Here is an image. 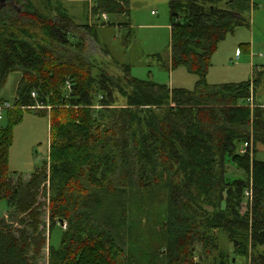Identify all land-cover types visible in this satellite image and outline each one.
<instances>
[{"label": "trees", "instance_id": "1", "mask_svg": "<svg viewBox=\"0 0 264 264\" xmlns=\"http://www.w3.org/2000/svg\"><path fill=\"white\" fill-rule=\"evenodd\" d=\"M38 1L42 9L33 0L0 3V89L9 73L20 74L0 129L8 208L0 264H264V161L255 158L264 145V100L256 97L264 65L239 82L206 79L219 42L249 26L251 0L169 1L164 67L196 75L192 89L137 78L123 63L118 76L108 74L72 34L81 27L95 38L94 25L75 24L58 1ZM91 1L97 18L130 10L128 0ZM37 103L48 109L47 159L12 183L13 124L20 107ZM219 231L227 252H219Z\"/></svg>", "mask_w": 264, "mask_h": 264}, {"label": "rangeland", "instance_id": "2", "mask_svg": "<svg viewBox=\"0 0 264 264\" xmlns=\"http://www.w3.org/2000/svg\"><path fill=\"white\" fill-rule=\"evenodd\" d=\"M60 2L73 22L77 25H94L96 37L91 38L85 29L78 28L72 34L74 38H83L85 50L94 64L106 70L112 76H118V63L128 64L131 74L140 79H150L170 88L192 89L197 76L188 72L184 66L174 69L164 67L169 53L170 39V0H128L129 13L116 15L103 14L97 18L92 11L91 0H53ZM6 0H0L5 4ZM39 9L42 5L33 0ZM249 26L239 25L232 33L221 40L211 58L206 75L210 84L239 82L251 77L254 67L264 65V0H251ZM52 3V4H53ZM129 33V36H127ZM77 37V38H76ZM96 70L93 69L94 73ZM19 72L9 73L0 89V98L13 103ZM256 97L264 100V84L256 91ZM20 117L13 124L12 140L8 151L9 179L23 180L46 161L48 155L49 118L47 108H22ZM11 110V109H10ZM7 109H0V129L9 124ZM255 158L264 161V145L256 144ZM227 172L241 176L239 170L228 165ZM38 202L43 209L41 218L47 220L46 196L40 194ZM244 206V205H243ZM8 208L0 200V216H5ZM61 236L59 226H54L50 234V243L58 245ZM219 252H227L230 243L223 231L218 232ZM200 251V245H197ZM216 256L218 252H214ZM39 260L45 262L46 248ZM210 260V257L207 259ZM217 260V258H216ZM237 262L243 259L235 258ZM218 261V260H217ZM202 260L200 264H206ZM218 263V262H216Z\"/></svg>", "mask_w": 264, "mask_h": 264}, {"label": "built area", "instance_id": "3", "mask_svg": "<svg viewBox=\"0 0 264 264\" xmlns=\"http://www.w3.org/2000/svg\"><path fill=\"white\" fill-rule=\"evenodd\" d=\"M103 16L105 17L106 15L103 14ZM67 87H70V83L67 81L66 82ZM31 96H35L34 92H31ZM12 107V104L7 102V101H3L2 104L0 105V109H9ZM32 108H44V105H42L41 103H37L34 106H31ZM248 146L247 142H244L243 146L240 148V152L241 153H245L246 152V148ZM246 194H248V192H246Z\"/></svg>", "mask_w": 264, "mask_h": 264}]
</instances>
